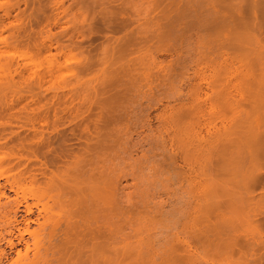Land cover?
Returning a JSON list of instances; mask_svg holds the SVG:
<instances>
[{
	"label": "rangeland",
	"instance_id": "1",
	"mask_svg": "<svg viewBox=\"0 0 264 264\" xmlns=\"http://www.w3.org/2000/svg\"><path fill=\"white\" fill-rule=\"evenodd\" d=\"M216 1L0 0V83L3 85L1 87L14 85L12 89L7 88L15 90L17 98H15V107L18 106L17 108L28 105V110H31L37 105L43 106V103L47 105L49 109L48 117L46 116L47 124L38 126V129L42 130L44 135H42V145L40 144L42 147H40L46 151L39 150H41L40 153L43 152L44 155L48 153L47 156L52 157L48 160L54 159L57 156L56 152L62 150V153L69 148L72 150H68L69 153L64 151L63 154H69V156L77 154L76 156L80 155L82 159L84 157L87 160L85 162L84 159V162L88 164L85 168H91L92 173L96 170L107 171L108 174H106L109 175L110 185H112L110 186L113 196L111 206L116 205L111 207V210L113 208L111 216L113 217L118 210L116 216L110 218L114 230L112 233L115 234L113 237L117 235L115 238L118 239V241L116 239L117 243L114 241L115 243L111 245L115 247L114 250L112 248L113 254L115 250L123 246L131 254L138 249L159 250L163 248L162 245L166 240L171 239L176 233L198 234L197 230L201 228L202 223L205 224V221L195 217V214L188 213L189 216L188 214L186 216L184 204L186 199L184 197L187 194L185 190L198 193L203 186L205 191L207 185L205 160L203 163L197 151L204 148L205 152L208 144L224 134L225 128L235 132L238 126L244 125V110L248 111L250 107V100L247 99L252 100L251 95L257 94L258 87L264 84V40L257 43L242 39L241 42V39L237 38L233 40L234 42L231 39L230 42L233 44L229 47L232 48L236 43L237 45H234L236 48L233 47L236 50L233 48L228 50L227 44V47H218L221 42L225 44L230 39L223 35L224 32H228L229 27L220 24L223 31L214 32L215 26L209 25L211 17L209 16L208 19V11ZM224 1L227 4L229 2ZM221 2L223 1L220 0L219 3ZM225 3L220 5V11L227 15V9L222 8ZM249 20H245V25L248 27L251 25ZM170 24L171 26H168ZM208 25L209 29H207ZM167 28L168 31H165ZM219 28L217 27L218 30ZM210 30L217 34L214 35L212 31L210 33ZM144 42L149 45L147 43L144 45ZM124 44H127L126 47ZM238 45L243 51L237 48ZM128 48L132 50L131 53ZM207 81L210 83L209 87L205 84ZM262 87L264 89V86ZM18 90H21L18 92L21 94L17 93ZM24 90L26 92H23ZM239 93L242 96H238ZM31 98L34 101H31ZM10 99L12 97H5L3 101ZM3 101L0 102V109L4 104ZM25 103L28 104L24 105ZM22 109L20 108L21 111ZM1 119L0 130L8 124L5 123L6 120ZM2 122L5 124L1 125ZM12 123L10 126L15 127L14 120ZM7 126L4 128L6 129ZM18 130H21L22 136L26 135L22 129ZM26 133L28 137L31 136V131ZM68 133L70 134L67 135ZM63 134L66 136L64 137ZM88 134L91 139H88ZM46 137L48 141L45 140ZM4 141L0 139V145ZM103 145L105 147H102ZM58 148L61 149L58 150ZM10 149L12 148L9 143L6 147L0 148V155L7 153L6 156L11 157L17 156V153L19 155L27 153L22 154L23 158L30 156V151L27 149V151L25 149L16 151V148L10 151ZM214 149L213 154H216L218 147ZM89 159L95 162H93L94 167L91 163L89 165L91 162V160L88 161ZM60 162L57 165L62 166L63 163ZM54 166L49 168L54 169ZM105 167L107 169L104 171ZM0 170H2L1 167ZM97 171L93 174H96L95 178L100 174ZM190 171L193 180H183L180 183L176 178L183 179L181 177L188 176ZM3 179L4 177L0 179V182H3ZM35 191L37 186L24 185L23 192L29 197V202L32 201L33 198L30 196ZM5 193L7 197L1 196V202L6 201V198L13 199L14 193L9 190ZM48 201L47 197H42L38 207ZM132 206L137 208L134 209ZM190 215H193L192 218ZM193 217L201 222L198 223ZM42 221L40 217L38 223H31L30 230L39 231L38 225ZM63 221L61 219L57 227L60 239L65 237V231L70 232L69 227L65 228L67 225ZM89 221L94 223V228L89 225ZM89 221L86 231L90 227L96 230L100 225L99 219L97 222L95 219ZM126 221L131 224H127ZM120 222L121 224H118ZM82 224L86 225V223ZM84 228L81 226L80 230L84 231ZM63 229H65L64 232ZM115 229L117 232L121 229L122 231H119L121 235L119 232L116 233ZM246 229L249 232L248 227H243V231ZM57 234L54 236L57 240L52 237L50 246L54 248L50 247L48 254L58 249L59 252L57 251L55 255L63 252V249L62 251L60 249L62 243H59ZM0 235L9 237L6 230L1 227ZM35 235L26 236L29 240L26 256L23 252L17 257L14 249L10 250L5 241H1L0 247L7 249L6 252L11 255L7 260L1 259L0 264H31L30 259L35 250L34 244L38 239V235ZM44 241L45 246H49L46 238ZM198 251L205 254V251H201L200 248ZM220 256L217 254L212 258L219 261V264H225L224 260L221 261L223 257ZM128 262L130 263V260ZM111 264L120 263L113 261Z\"/></svg>",
	"mask_w": 264,
	"mask_h": 264
},
{
	"label": "bare ground",
	"instance_id": "2",
	"mask_svg": "<svg viewBox=\"0 0 264 264\" xmlns=\"http://www.w3.org/2000/svg\"><path fill=\"white\" fill-rule=\"evenodd\" d=\"M115 1H117V0H115ZM218 1L220 2V0H218ZM222 1L225 3L224 0H222ZM110 2H112V1H110ZM169 2H171V1H169ZM219 2L217 3V1H216L215 4L217 3L216 4L217 6L214 4L211 9L209 8L210 9L209 11L207 10L208 11V15H207L208 19H209V16L211 17V21L209 20L210 21L209 25L215 26V27L212 26L213 28H215L214 32H216V30L221 32L220 30H222L223 28L220 26V24L221 25L224 24L222 26L229 27L228 32L227 33L224 32L223 35H224V37L226 35L225 38L230 39V40L228 43H225V44L221 42L218 47L224 48V47L228 46V50L232 49L233 47L236 48L234 46L236 43H234L232 48H229V47L231 46V44H233L230 42L231 39L233 41L237 38H239L238 40L241 39L240 40L241 42H242V39L248 40V41H254L257 43H260V41L262 39L264 40V0H227L228 4L225 3V4H223V7H222L225 10L227 9V15L222 14V11H220V7H221L220 5L223 2H221V4ZM81 4H83V3H81ZM174 6H172V8H174ZM107 9H109V8H107ZM166 9H167V7H166ZM115 10L117 11L116 8H115ZM170 11H172V10H170ZM166 12H167V10H166ZM7 13H9V12H7ZM113 13H116V12H113ZM163 13H164V11H163ZM167 15L168 14H166V16ZM174 16H173V18H174ZM32 17H33V15H32ZM113 17H114V15H113ZM148 18H150V17H148ZM116 19H118V18H116ZM107 20H109V19H107ZM245 20L251 21V25H249V27L247 25H245ZM109 21H111V20H109ZM171 24L168 26H171ZM93 25H94V23H93ZM112 25H114V24H112ZM190 25H192V24H190ZM206 25H207V23H206ZM209 25L207 26V29H209L208 28ZM18 26H20V25H18ZM126 26H128V25H126ZM217 27L218 28L220 27L219 30L217 29ZM205 30H206V27H205ZM108 31L110 32V30H108ZM165 31H168V28ZM211 31L212 30H210V33H211ZM207 32H208V30H207ZM207 32H206V34H207ZM214 32H213V34H214ZM117 33H119V32H117ZM132 33H133V31H132ZM185 33H186V31H185ZM203 33H205V32H203ZM19 34H21V33H19ZM30 34H32V33H30ZM102 34L104 35V33H102ZM216 34H214V35H216ZM128 35H130V34H128ZM221 35L222 34H220V36ZM163 36H165V35H163ZM21 37H22V35H21ZM212 37L214 38L216 36H212ZM29 38H32V37H29ZM135 38H136V36H135ZM167 38H169V37L167 36ZM14 41H15V39H14ZM145 41H147V40H145ZM216 41H218V40H216ZM140 42H142V41H140ZM23 43H25V42H23ZM145 43H147V42H144V45H145ZM226 44H227V46H226ZM249 44H250V42H249ZM124 45L126 47L127 44H124ZM237 48L241 49L240 51H243L242 48H239V45ZM128 49H126V51ZM238 49H237V51H238ZM246 49H245V51H246ZM234 50H236V49H234ZM129 52L131 53L132 50H130ZM168 52H170V51H168ZM245 53H247V52H245ZM241 54L242 53H240V55ZM178 73L179 72H177V74ZM176 76H178V75H176ZM180 76L182 77V74ZM115 84H116V82H115ZM132 84H133V82H132ZM205 84L208 87L210 86V83L208 81ZM1 85H2V83H0V94H1L0 98L2 96L3 97H2L0 102L5 100V97H7V98L12 97V99H10L9 101L6 100L5 102L3 101L4 104L2 105V107L0 109V118H2L1 120L2 121L6 120L5 123L6 124L8 123L7 124L8 126L7 125L4 126V127L7 126L6 129L3 127V129L0 130V139H3V141L5 140L4 143L0 145V148H4L10 143V148H12V149H10V151L13 150L14 148H16V151L22 150V149H25V150L27 149L28 151H30V156L27 158H23L24 157L23 155L27 154V153H24V154L21 153L20 155L17 153V156L13 155L11 157L10 156L7 157L6 152H5L6 154L0 155V167L2 169V170H0V179L2 177H4L3 182H0V198H1V196H6L5 195L6 190H9L10 192L14 193L13 199L6 198L7 197L6 196L5 197L6 201H4V202L0 201V227L3 228L4 230H6V233L9 234L8 238L2 237L1 236L2 234H1L0 235L1 236L0 242L5 241V244L7 245V247L10 250L14 249L17 257L21 256L23 252H24L23 253L24 256L27 255V252L29 250V240L26 236L28 235L31 237L34 234H36V235H38V239L35 241V244H34L35 250L32 254V258L30 259L31 264H111V263H113V261L115 263L117 261L120 264L122 262L126 263V264H202L203 262L205 264H219L218 263L219 261L216 260L217 261L216 262L212 258L213 255L216 256L217 254H218V256L221 255L220 257H223V258H221L222 259L221 261L224 260L225 264H264V89L262 87V86H264V84H262V85H260V87H258L259 92L258 93H257V91L255 92L257 94L251 95L253 98L252 100L247 99L248 101L250 100L249 101L250 107H249L248 111L244 110V125L238 126V129L235 132L230 131V130L225 128L223 131L224 134L222 136H220L219 138L213 140L211 142V144H208L207 150L205 152H204V148H201L200 151H197V155L200 158H202L203 163L205 160V167H206L205 169L207 170V185H206L205 191H204V186H203L202 188L199 189L198 193L197 192L195 193V192H192L189 190H185L187 194H185L186 197H184V198H186L184 201V204H185V208H186V210H185L186 216L188 213L195 214V217L200 218L202 220L204 219L203 222L205 221V224L202 223L201 228L199 230L195 229V230L199 231V232H197L198 234H195V233L194 234H191V233L186 234V233H184V235H180V234L176 233L171 239L166 240V242L162 245L163 248L162 249L159 248V250L149 249V250L142 251V250L138 249V251H136V252L132 251L133 254H131V253H129V250H127L126 247H125L126 248L125 249L124 246L122 248H120L121 247L120 246L119 247L120 249L115 250V252L113 251L115 256H112V255H114L112 253V248L114 250L115 247H112L111 245H112V243H115L114 241H116L117 238H115V237H117V235L115 237H113V235H115V234L112 233V231L114 232V230L111 226L112 224L110 222L112 220L110 221V218L112 217L111 212L113 210V208L111 210V207L116 206V205H113V203H112L113 206H111V200H112L111 198H113V196L111 195L110 186H112V185H110L111 180H109V175H107L108 173H107V171H105V169H107V167H105L103 169L105 172H103V171L99 172V170L98 171L96 170L100 174H98V177L95 178L94 176H96V174L95 175H93V174L96 171H94L92 173V171H90V170H92L91 168L90 169L85 168V166L87 164L85 162L87 160L84 157L82 159L80 157V155L76 156L77 154L75 156H73V154H71L70 156H69V154H66V155L63 154V152L64 151L67 152L69 150V148H67V149L64 148L66 150H64L62 153H61L62 150L58 151L59 153L55 151L56 153H58V154L55 153V155H57V156H55L54 159L48 160V159L52 158L51 156L50 157L47 156L48 153H47V155L46 154L44 155L43 152L40 153L42 150L41 149V147H42L41 146L42 145L41 140H43V137H42L43 134H42V130L38 129V126H43V125H45V123L47 124L46 119L48 117L47 114L49 113V109H47V107H46L47 105H44V103H43V106H45L46 108L41 106V105H39V106L37 105V107L35 109H33L31 107L32 109L28 110V105H27L28 103L27 104L25 103L24 105H27V107L22 106V107L17 108L18 106L15 107L16 92H15V90L14 91L11 90L12 88H14V85L13 86L10 85L12 87L7 86L8 88H11V89H8L7 87H1ZM251 85L253 86V84H251ZM133 87H134V85H133ZM120 88H121V86H120ZM260 88H262L263 90H261ZM7 89H8V91H7ZM124 89H126V88H124ZM19 91H21V90H18L17 93ZM97 91H100V90H97ZM118 91H120V90H118ZM23 92H26V91L24 90ZM98 93H100V92H98ZM18 94H21V93H18ZM238 96H242V94L239 93ZM120 97H121V95H120ZM122 97H124V96H122ZM18 98L20 99V97H18ZM112 98H115V97H112ZM242 98L245 99V97H242ZM30 100L34 101V99H32V98ZM115 101H113V102H115ZM107 102H110V101H107ZM45 104H46V102H45ZM20 108H23L22 109L23 111H21ZM48 108H49V106H48ZM54 109H56V108H54ZM115 115L116 114H114V116ZM114 116H113V118H114ZM80 118H82V117H80ZM13 120L15 123V127L13 125L10 126V124L12 123ZM45 120H46V122H45ZM121 120H123V119H121ZM60 122H59V124H60ZM5 123L2 122L1 125L5 124ZM8 127H9V129H8ZM18 129H22V132L26 135L22 136L21 130H18ZM67 130H68V128H67ZM26 131H31L30 137H28L29 132L27 134ZM58 131H59V129H58ZM109 132H110V130H109ZM69 134L70 133H68L67 135H69ZM72 134H73L72 136H74V133H72ZM85 134H86V132H85ZM89 135L90 134H88V136H87L88 139L90 138ZM65 136L66 135H64V137ZM91 136H92V134H91ZM64 137L62 136V138H64ZM107 137H109V136H107ZM88 139H86V140H88ZM99 139L101 140V138H99ZM45 140H47V137ZM53 141H52V143H53ZM50 142L51 141L49 140V144L51 145ZM45 143H46V141H45ZM100 143L102 145V141ZM118 143H119V141H118ZM56 144H57V142H56ZM105 144L107 146L106 142H105ZM115 144H116V142H115ZM38 146H39V148H38ZM54 146H56V145H54ZM44 147L45 146H43V148ZM51 147H52V145H51ZM102 147H105V146L103 145ZM217 147H218L217 153L213 154V152H215V151H212V150L214 148L217 149ZM39 149H41V150H39ZM59 149H61V148H58V150ZM105 149H107V148H105ZM70 150H72V149H70ZM36 151H38L39 153H37ZM42 151H46V150H42ZM67 153H69V152H67ZM49 154H50V152H49ZM68 157L70 159H68ZM171 157H173V156H171ZM31 158H33V159H31ZM65 159H66V161H65ZM84 159H85V162H84ZM90 160L91 159H89L88 161H90ZM99 160H101V159H99ZM99 160H98V162H99ZM183 160L186 161L185 158ZM60 161H62L63 164ZM102 161L103 160H101V162ZM59 162L62 164V166L57 165V164H59ZM93 162L94 161L91 160V162H89V165L91 163V166L94 167L95 162L94 163ZM81 163H83L84 165ZM49 164H52V165L49 166ZM53 165H55L54 169H50L49 167H51ZM87 167H88V164H87ZM191 173L192 172L190 171L188 173V176L186 175L185 177H181L183 179H179L180 177H176V178H178V181L180 183L183 180L191 181V180H193ZM111 177H112V175H111ZM25 184H33V185L37 186V191H35V193L30 196V198L31 197L33 198L31 202L28 201L29 197L24 195L23 189H24ZM112 194H114V192ZM44 196L47 197L49 201L51 200V202L48 201L46 203H42V205L40 207H38V202L41 201V198ZM183 196H184V194H183ZM7 199H9V200H7ZM143 203L144 202H142V204ZM126 207H128V206H126ZM132 207H134V206H132ZM135 207L137 208V206H135ZM135 207H134V209H135ZM143 207H145V206H143ZM115 208H117V207H115ZM142 209H144V208H142ZM130 210H131V208L129 209V211ZM20 212H22V213H20ZM117 212H118V210L115 211L116 214H117ZM116 214H113V217H115ZM130 214H132V213L130 212ZM122 215H124V214H122ZM147 216H148V214H147ZM188 216H189V214H188ZM192 216H191V218H192ZM40 217L43 219V221L38 225L39 231L30 230V227H31L30 224L31 223H38ZM195 217H193V219H195ZM96 218L99 219L100 225L99 226L97 225L98 227L96 230H92L94 228V226H93L94 223H92V221L90 222L89 220L95 219L97 222ZM61 219H63L65 221V222L64 221L63 222L66 223V225H67V226L65 225L66 226L65 228L69 227V229H70V232H68L69 230L65 231V229H63V232L65 231V233H64L65 237L62 234L64 237V238H62L63 239L62 242H61L62 239H60L59 235L57 234V227H59L58 225H59V221ZM116 221H114V223ZM118 221H120V219ZM122 221H123V219H122ZM196 221H195V223H196ZM87 222L89 223L90 226L91 225L93 226L92 229H91L92 226L90 228H88V230L90 229L89 231L88 230L86 231L87 224H88ZM126 222H124V223H126ZM197 222L200 223L201 221L199 222V220H198ZM82 223H86V225L85 224L83 225ZM128 223L129 222H127V224ZM118 224H121V222ZM129 224H131V223H129ZM115 225H116V223H115ZM81 226H82V228H84V226H85L84 231L80 230ZM198 226H200V225H198ZM243 227H248L249 232L247 231V229L245 231H243ZM121 228H122V226H121ZM40 231H41V233H39ZM119 231H122V230L120 229ZM66 232H68V233L66 234ZM115 232L118 233L117 229H115ZM56 234L58 235L57 237L60 240L59 243L60 244L62 243L60 249H61V251L63 249V252L60 253L59 255H55V253L57 254L59 252L58 251L59 249L58 250L56 249L58 252L57 251H55V252L51 251L50 254H48L47 253L48 250H50L53 247V246L52 247L50 246L52 237L56 236ZM120 235H121V233H120ZM35 236H34V238H35ZM45 238L48 242V243L47 242L46 243L49 246H47V245L45 246V244H44ZM113 238L115 240H113ZM54 239H56V238L54 237ZM119 239H121V238H119ZM112 240H113V242H112ZM53 241H52V244H53ZM117 241H118V239H117ZM117 241H116V243H117ZM56 245H58V243ZM19 246H21V248L23 247L24 251H23V248L21 251V248H18ZM59 247H60V245H59ZM199 248L201 251L204 250L205 254H203L202 252L200 253L198 251ZM42 249H44V250L42 251ZM6 250L0 247V260L1 259L3 260V258H5L6 260L9 259V256L11 254L7 253ZM202 254L204 256H202ZM113 257H115L114 259L116 261L113 260ZM202 259H203V262H202ZM126 260H127V262H128V260H130V263L129 262L127 263Z\"/></svg>",
	"mask_w": 264,
	"mask_h": 264
}]
</instances>
